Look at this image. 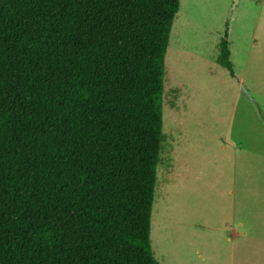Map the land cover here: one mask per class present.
<instances>
[{"label":"trees","instance_id":"16d2710c","mask_svg":"<svg viewBox=\"0 0 264 264\" xmlns=\"http://www.w3.org/2000/svg\"><path fill=\"white\" fill-rule=\"evenodd\" d=\"M179 0H0V264H160L150 220ZM218 63L235 78L227 33Z\"/></svg>","mask_w":264,"mask_h":264},{"label":"rangeland","instance_id":"374dc122","mask_svg":"<svg viewBox=\"0 0 264 264\" xmlns=\"http://www.w3.org/2000/svg\"><path fill=\"white\" fill-rule=\"evenodd\" d=\"M232 5L233 0H179L172 23L164 58L165 142L150 220L151 250L160 264H228L229 171L243 167L244 124L253 125L254 113L264 106L255 95L246 119L250 99L240 90L249 88V78L253 90L261 88L264 0H237L230 11ZM225 32L235 78L218 63ZM250 62L257 70L245 79ZM251 129L264 137L258 125ZM257 257L248 258L249 264H264V252Z\"/></svg>","mask_w":264,"mask_h":264},{"label":"crops","instance_id":"0c3cea01","mask_svg":"<svg viewBox=\"0 0 264 264\" xmlns=\"http://www.w3.org/2000/svg\"><path fill=\"white\" fill-rule=\"evenodd\" d=\"M248 68L245 64L244 77L249 78V71L257 68L250 62ZM260 90H253L252 79L249 78L250 86L245 90L254 100L245 111V118H251L253 114L252 103H256L255 95L264 98V58L259 60ZM262 101L264 99H261ZM259 114V116H258ZM257 121L244 124L245 138L242 165L229 173L228 178V216L231 228L228 239V264H249L248 258H257L264 252V137L253 135L251 128L258 125L264 131V106L254 113ZM245 119V120H246ZM247 121V120H246ZM257 123V124H256ZM250 124V125H249ZM253 126V127H252ZM242 149V147H241ZM242 167V168H241ZM253 264H258L252 261ZM259 262V261H257Z\"/></svg>","mask_w":264,"mask_h":264},{"label":"water","instance_id":"95a60500","mask_svg":"<svg viewBox=\"0 0 264 264\" xmlns=\"http://www.w3.org/2000/svg\"><path fill=\"white\" fill-rule=\"evenodd\" d=\"M235 3H237V0H233V5H232L230 11H232L234 9ZM229 14H230V12H229ZM240 90L245 96H247L250 100H252L250 94L245 90V88L243 86H240Z\"/></svg>","mask_w":264,"mask_h":264}]
</instances>
